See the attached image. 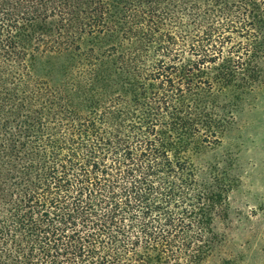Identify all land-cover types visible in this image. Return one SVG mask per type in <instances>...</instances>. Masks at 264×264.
Segmentation results:
<instances>
[{"label":"trees","instance_id":"trees-1","mask_svg":"<svg viewBox=\"0 0 264 264\" xmlns=\"http://www.w3.org/2000/svg\"><path fill=\"white\" fill-rule=\"evenodd\" d=\"M111 1L0 0V264L214 256L206 234L222 209L180 156V104L211 88L202 75L225 53L258 56L264 0ZM83 14L80 34L111 43L74 66ZM40 46L68 56L65 79L34 76Z\"/></svg>","mask_w":264,"mask_h":264},{"label":"rangeland","instance_id":"rangeland-1","mask_svg":"<svg viewBox=\"0 0 264 264\" xmlns=\"http://www.w3.org/2000/svg\"><path fill=\"white\" fill-rule=\"evenodd\" d=\"M82 19H74L72 24L76 37H81V50L71 59L74 66L90 61L80 53L100 44L107 48L111 43L98 33L80 34L87 31L82 25L88 17L83 14ZM45 26L56 35L55 19L47 20ZM260 32L258 56L252 55L241 66L225 53L223 60L202 75L211 88L204 84L198 95L180 104L185 143L179 144L180 156L192 163L196 178L201 185L206 183L222 209L210 225L212 235L206 234L214 256L204 264H264V25ZM39 48L34 76L56 82L65 79L60 67L68 56L43 55L44 47ZM223 72L230 73L226 83H215L214 78Z\"/></svg>","mask_w":264,"mask_h":264}]
</instances>
